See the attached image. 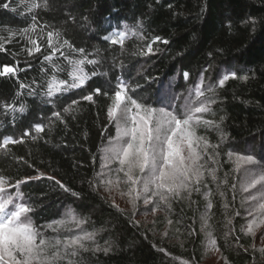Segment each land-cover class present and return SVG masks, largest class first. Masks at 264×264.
<instances>
[{"label":"trees","instance_id":"1","mask_svg":"<svg viewBox=\"0 0 264 264\" xmlns=\"http://www.w3.org/2000/svg\"><path fill=\"white\" fill-rule=\"evenodd\" d=\"M4 2L0 0V4ZM11 8L16 11L0 8V34L6 35L4 29L27 27L35 15L41 25L59 29L75 48H83L89 59L96 60V64L86 63L84 68L97 75L82 88L63 95L49 98L41 88H36L35 95H29V89L19 85L31 84L33 80L37 85L43 83L41 69L49 67L43 59L48 54L46 40L41 52L34 56L23 51L26 46L23 40H13L6 45L7 51L0 52V65H16L19 61L22 71L15 77H0V100L16 98L17 107L23 103L26 111L5 113L0 109V137L19 138L34 123L43 121L47 125L53 111H61L71 100L80 99L95 87L111 96L117 78L140 85L133 98L160 107L162 104L158 102L162 99L167 102L178 97L177 103L182 102L191 90L201 87L203 77L205 90L208 85L214 89L207 95L216 101L212 114L206 117L217 122L223 117L220 129L227 136L220 143L222 167L218 175L223 178L228 173L232 183L233 166L225 155L227 152L252 154L264 163V0H54L51 10L37 8L32 12L20 5L19 0H12ZM124 24L144 39L129 34L122 49L104 37L114 30H123ZM155 36L162 40L152 44V54L134 55ZM53 61L66 63L59 53ZM232 71L236 72V78L220 86L218 81ZM185 72L189 74L187 78ZM245 76L247 80L242 79ZM60 78L67 77L61 74ZM94 99L95 103L81 100L75 112L63 114L66 123L55 121L36 140L26 137L24 143L10 145L7 153L0 150V174L11 182L45 174L19 189L33 208L29 214L32 220L37 225L59 220L69 208L86 219L83 230L95 233V240L86 242L87 247L111 250L84 252L80 264H182V261L217 264L209 259L212 255L207 249L217 250L207 247L200 229L206 203L202 194H193L191 199L195 203L191 204L187 199L175 200L171 210L161 204L160 210L169 217L162 213L152 221L143 218L154 212V205H145L143 198L133 210L116 203L118 210L102 191L101 184L93 187L99 184L96 173L101 170L100 149L107 136L115 135L107 116L111 101L103 94ZM205 133L212 144L219 142V132L207 129ZM47 177H55L71 192ZM208 183L213 191L210 223L222 264H264V252L260 251L256 238L241 231L246 227L241 195L238 193L233 201L232 193L221 188L219 191L227 193V200L223 201L216 184L210 178ZM225 203L229 207L225 208ZM236 210L240 216L235 215ZM228 218L232 219L231 225ZM169 219L173 221L171 225ZM193 229L194 234H190Z\"/></svg>","mask_w":264,"mask_h":264},{"label":"snow or ice","instance_id":"2","mask_svg":"<svg viewBox=\"0 0 264 264\" xmlns=\"http://www.w3.org/2000/svg\"><path fill=\"white\" fill-rule=\"evenodd\" d=\"M11 3L12 0H5L0 4V8L16 11L11 8ZM19 3L28 12L37 8L51 10L54 7V0L51 4L50 0H19ZM31 21V24L23 29L8 28L3 30L6 35L0 34V52L7 51L6 45L19 38L25 42L23 51L28 56L40 53L44 46L43 41L46 40L48 54L44 55L43 59L48 62L49 67L41 69L44 74L43 83L37 85L33 80L31 84L21 83L20 88L29 89V95H35L36 88H41L44 96L52 98L57 94L63 95L72 89L82 88L92 76L97 75L95 72L89 74L85 71L86 63L94 65L97 61L89 59V54H86L83 48H75L59 29L47 24L41 25L35 15L31 17ZM129 34L132 37L139 35L141 40L144 39L142 34L130 29L127 24H124L123 30H114L104 39L123 49ZM161 40L162 37L155 36L146 48L139 49L134 55L152 54V44ZM163 43L168 41L163 40ZM57 53L64 57L66 63L53 61ZM72 53L80 55L76 57ZM18 65L19 61L16 65H0V77H15L17 72L22 71ZM61 74L67 78L61 79ZM183 75L187 78L189 74L185 72ZM230 78H236L235 71L225 74L218 84L222 86ZM242 79L247 80V77ZM200 85L201 87L191 90L180 103H177L178 97H173L167 102L162 99L158 102L162 106L155 107L133 98L132 94L140 87L139 84L132 85L117 78L111 96L108 91L102 93L101 87H95L91 93L81 96L80 99L71 100L61 111H53L47 125L43 121L34 123L25 128L19 138L12 135L0 137V150L7 153L10 151V145L24 143L26 137L36 140L46 127L50 130L55 121L66 123L63 114L75 112L81 100L95 103L94 97L103 94L111 101L107 116L115 128V135L107 136L106 144L100 149L101 170L96 173L99 184H94L93 187L102 184L112 191L113 188L119 189L121 184L126 185L127 192L120 194L130 198L133 209L136 207V201L143 198L145 205H154L153 211L158 210L161 204L171 210L173 200L187 199L190 204L195 203L191 199L193 193L202 194L206 203L200 229L205 235L207 247L218 251L210 223L213 191L209 187L208 178L216 184L217 194L223 201L227 200V193L219 191L221 188H226L232 193L233 201L238 193L241 195V207L251 218L241 231L246 235L255 236L256 231L264 227V163L252 154L227 152L225 155L233 165L232 183H229L228 173H224L223 178L218 175L222 167L219 159L220 143L227 139V136L220 129L223 117L219 122L206 118V115L212 114V105L216 103L207 95L214 91L213 87L208 85L205 90L203 77ZM19 95L18 92L16 96ZM48 102L51 103V100ZM17 103L16 98L0 100V109L5 113L25 112V105L19 103L17 107ZM201 128L219 132V142L212 144L206 135L199 134L198 130ZM18 159L22 160L23 157ZM93 159L95 160V157ZM44 176V173H39L35 177H24L11 182L9 177L0 174V264H80V257L84 252H109L110 247H87L86 242L95 240V233L83 230L82 226L87 220L80 218L74 209L69 208L61 219L42 225H37L32 220L29 214L33 212V208L24 200V194L19 189L30 180ZM47 179L71 192V189L55 177ZM9 188L15 191L9 192ZM112 203L113 207L119 210L115 200ZM224 207L229 205L225 203ZM235 215L240 216V211L236 210ZM172 223L169 219L168 224ZM227 223L231 225L232 219L228 218ZM74 229H80V232L77 233ZM194 232L193 229L190 234ZM260 251L264 252V248ZM182 264H188V261H182Z\"/></svg>","mask_w":264,"mask_h":264},{"label":"rangeland","instance_id":"3","mask_svg":"<svg viewBox=\"0 0 264 264\" xmlns=\"http://www.w3.org/2000/svg\"><path fill=\"white\" fill-rule=\"evenodd\" d=\"M207 119H209V118H207ZM198 131H199V134L206 135L209 138V134L205 133V130L199 129ZM113 167H114V165H113ZM101 186H102L101 187L102 191L104 192V194L108 198H110L112 201L115 200V203L119 204L123 208L132 209L133 210V206H132V204L130 202V198L127 195L122 196L120 194L121 192H125V193L127 192V186L126 185L121 184L119 189L113 188L112 191H109L107 186H105V185L101 184ZM193 194H197V193H193ZM174 201L175 200L172 201V204H173ZM137 202L138 201H136V204H137ZM163 208L167 209V207L165 205L163 206ZM162 213L169 217V215L165 211L160 210V208H159L157 211L148 213L143 219L144 220L147 219V220L154 221L155 217H157L158 215H160ZM243 214L245 215L246 224H247V221L249 219H251V218L247 216L246 212L243 213ZM74 231L79 233L76 229H74ZM262 233H264V227L259 228L256 231V234L254 236L256 238L257 244L260 246V249L264 248V235H262ZM207 251L211 252L212 256H210L209 259H212V262H216L217 264H222L223 263V259L220 257V253L218 251H211V250H208V249H207Z\"/></svg>","mask_w":264,"mask_h":264}]
</instances>
